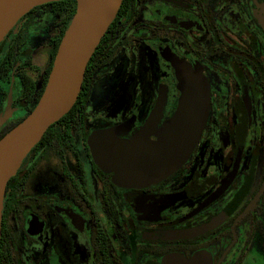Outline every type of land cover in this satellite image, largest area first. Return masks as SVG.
Segmentation results:
<instances>
[{
    "label": "flooded vegetation",
    "instance_id": "flooded-vegetation-1",
    "mask_svg": "<svg viewBox=\"0 0 264 264\" xmlns=\"http://www.w3.org/2000/svg\"><path fill=\"white\" fill-rule=\"evenodd\" d=\"M258 13L264 15V0H131L93 74L89 104L103 69L101 97L108 104L90 122H59L61 136L34 147L7 186L0 264H257L264 253V190L255 199L264 183V24ZM43 18L18 21L10 30L9 39L22 46L0 79L8 87L0 110L8 100L19 112L0 128L18 119L43 86L47 66L34 64L28 52ZM61 27L58 19L53 29ZM170 57L206 76L207 123L177 171L150 185L120 186L97 165L89 135L130 122L118 135L132 137L162 90L160 129L181 94ZM27 78L36 83L28 100ZM122 95L134 99L116 110Z\"/></svg>",
    "mask_w": 264,
    "mask_h": 264
},
{
    "label": "water",
    "instance_id": "water-1",
    "mask_svg": "<svg viewBox=\"0 0 264 264\" xmlns=\"http://www.w3.org/2000/svg\"><path fill=\"white\" fill-rule=\"evenodd\" d=\"M53 1L59 0H5L0 6V42L24 15ZM76 1V11L61 38L37 105L0 138V238L4 198L10 179L49 127L75 105L89 61L124 0ZM258 19L264 24V15L258 13ZM170 59L181 94L176 111L160 129L157 125L165 100L162 90L145 125L132 137L118 135L127 130L130 122L96 129L89 135L88 142L97 165L113 173V182L120 186L150 185L177 171L189 158L207 123L210 89L202 69H194L178 57ZM11 112L9 108L0 115V123ZM263 190L264 183L255 199Z\"/></svg>",
    "mask_w": 264,
    "mask_h": 264
},
{
    "label": "trees",
    "instance_id": "trees-1",
    "mask_svg": "<svg viewBox=\"0 0 264 264\" xmlns=\"http://www.w3.org/2000/svg\"><path fill=\"white\" fill-rule=\"evenodd\" d=\"M130 1L131 0H124L123 1L121 8H120L115 20L110 25L106 34L102 38L100 44L96 48L91 60L89 61V64L87 66V70H86V73L84 76L82 89L80 91V94L78 96V99H77L75 105L59 121L55 122L53 125H51L49 127V129L44 134L42 140L38 144H41L43 142L44 138H46V137L61 136V134L58 133V131H57V128H58L57 124L59 122L71 123V122H86V121H88L89 111L87 110V108H88V105L90 102L91 89H92V84H93V80H94L93 74L95 73L96 67H99L104 62L105 51L108 48V42H109V39H107L108 33L115 26L117 20L121 17V14L128 7ZM76 7H77V1L76 0L53 1V2H49V3L35 7L34 9H32L29 13L24 15L19 20L21 22L22 21L24 22L26 20L25 22H26V24H28V22H30L37 15L36 13L38 12V10L45 9V10H48L50 13H53V14H56L57 16H59V20L62 21V27H61V30L59 32H57V34L49 40V44H50L49 64L46 68L47 70H46L45 77L43 80V86L40 89L37 97L35 98L34 103L30 107L28 105L24 106V108H22L23 114L18 119L11 122L6 127L0 128V138L5 133H7L10 129H12L14 126H16L19 122H21L37 105V103H38V101H39V99H40V97L44 91V88L46 86L48 76H49V73H50L52 65H53V60H54L55 54L57 52V48L59 46V43L61 41V38H62L65 30L67 29L75 11H76ZM15 28H16V26H15ZM9 34H10V32L0 42V58H1V61H0V79L1 78L4 79V77H6L7 75L10 74L11 69L14 68V66L16 65V62L18 60V58H17L18 52L17 51L22 46V42H19L17 37H12L11 39H9V36H10ZM27 60H29V59H27ZM33 68H36V67L33 66ZM27 79H30L29 80L30 84L27 87L26 91L24 92L25 98L27 97L26 100H28L32 97V94H33L34 89H35V84H36L35 81H33L31 78H27ZM11 179H10V181H11ZM263 232H264V221H263Z\"/></svg>",
    "mask_w": 264,
    "mask_h": 264
},
{
    "label": "rangeland",
    "instance_id": "rangeland-1",
    "mask_svg": "<svg viewBox=\"0 0 264 264\" xmlns=\"http://www.w3.org/2000/svg\"><path fill=\"white\" fill-rule=\"evenodd\" d=\"M36 14L39 16L44 15V18H43L44 20L42 22L43 24L41 26L42 31L34 34L33 37L29 35V38L31 37L29 39L30 40L29 46H31V48L28 52H31L32 50L33 51L32 62L34 64H37V66H41L44 68L48 66L49 64V59H50L49 40L57 34L56 29H53V26L58 24L59 18L56 14H51L48 10H45V9H40ZM105 72H106V69H103L100 72L99 78L101 79V81L106 76ZM147 74H148V67L147 65H144L143 68L141 69V80H142L143 85H145L146 83ZM100 82L97 83L96 89H94V92L92 94L93 98L91 100V103L89 104V109L91 113L88 117V122L92 120V117L98 112V110L100 111V108H104V106L108 104L107 103L108 101L104 100L103 96L101 97V88H100L101 83ZM7 88L8 87L6 86V83L0 82V104L3 103V97L5 93L7 92ZM142 90L144 92V89ZM17 93H18L17 91L14 92V98L17 97ZM133 99H134V96L127 97L126 95H122L120 99L118 100L119 102H117L116 110L122 109V111H124ZM12 106H13V109L15 108V110H13L10 113V115L8 116V119H14L18 116L19 111H18L17 103L13 101ZM8 110L9 108H8V100H7L5 104L3 105L2 110H0L1 111L0 114L2 113L1 115H3L4 113L8 112ZM111 113L113 115V112ZM107 121L109 120L103 119V122H107ZM263 260H264V253L258 254L256 258V263L261 264L263 263Z\"/></svg>",
    "mask_w": 264,
    "mask_h": 264
},
{
    "label": "bare ground",
    "instance_id": "bare-ground-1",
    "mask_svg": "<svg viewBox=\"0 0 264 264\" xmlns=\"http://www.w3.org/2000/svg\"><path fill=\"white\" fill-rule=\"evenodd\" d=\"M4 1H5V0H0V6L3 4Z\"/></svg>",
    "mask_w": 264,
    "mask_h": 264
}]
</instances>
